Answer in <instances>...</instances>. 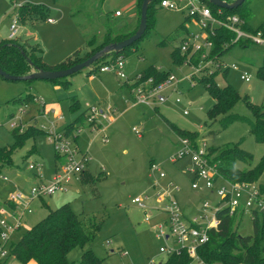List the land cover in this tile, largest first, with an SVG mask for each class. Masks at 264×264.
<instances>
[{"label": "rangeland", "instance_id": "rangeland-1", "mask_svg": "<svg viewBox=\"0 0 264 264\" xmlns=\"http://www.w3.org/2000/svg\"><path fill=\"white\" fill-rule=\"evenodd\" d=\"M249 1L253 14L248 25L257 30L264 23V0ZM15 2L20 5L26 0H0V44L20 40L32 56L34 51L31 47L36 46L42 51L44 62L49 65L60 64L76 53H84L92 39L99 44L108 29L119 33L137 28L141 6V0H58L56 4L52 0H30L32 5L47 6V17L33 15L18 22L17 38L8 40ZM116 12L121 16L117 17ZM186 17L184 13L158 8L154 26L136 43L133 52L119 56L124 58L126 76L150 68L171 72L176 79L192 73L190 67L174 65L171 57L181 38L186 35L180 26L185 22L189 32L197 30L193 20L188 23ZM51 18L55 21L53 25L47 23ZM164 40L165 43L160 45ZM220 61L238 68L230 69L226 78L222 75L215 78L220 87L230 85L241 98L228 115L253 121V115L243 98H248L256 106L264 104V82L256 76L257 69L264 64L263 50L253 45L245 49L235 46ZM94 68L93 65L65 78L70 82L67 88L46 81H32L28 85L0 78V148L13 146V130L24 133L35 126L42 131L14 150L13 164L0 175V200L7 201L14 192L28 194L30 188L39 183L40 175L44 183L52 181L59 160L56 161L57 154L49 140L50 133L63 132L66 126L87 112V106L111 103L116 110V121L106 131L108 143L102 142L101 135L91 132L83 118L69 133L72 136L80 128L77 138L72 140V146L81 155L88 154V158H91L84 171L93 181L82 183L80 176L78 180L73 176L66 185V193H56L42 198V201L34 200L30 204L31 214L24 216V226L11 236L10 244L17 243L27 230L46 218L49 211L44 203L52 210L69 203L83 221L100 223V230L83 249L75 248L68 254L70 264H78L82 253L87 250L102 260V264H149L151 260L158 263L165 257L159 255L158 251L162 242L155 238L154 212H145L133 203L139 196L153 195L152 181L148 176L150 163L162 164L168 178L180 184L179 200L181 197L187 198L188 202L195 201L198 205L210 200V195L195 193L190 189L192 175L188 171L189 157L176 164L169 162V158L180 149L179 136L170 124L193 134L196 143L205 144L210 149L241 143L240 148L251 154L253 161L250 166L239 164L240 169L254 167L260 162L264 156V144L255 142L245 121L234 122L224 131L220 130L221 117L210 121L207 112L214 105V100L202 84L189 88L186 82H180L176 89L167 92L168 102L156 110L144 106L131 108L132 99L122 80L114 75H101L93 81L87 79ZM242 72L250 75L248 83L240 80ZM28 94L42 99L49 106L55 105L56 112L43 117L35 105H30L21 114L18 109L22 104L13 103L12 100ZM72 98L79 103V110L75 113L70 110ZM176 99L180 100L179 104L175 103ZM185 111L186 116L183 115ZM11 122H14L16 129L10 127ZM133 129L141 133V138L135 135ZM29 164H35L38 170H29ZM4 177L7 178L6 182L2 180ZM263 181L264 175L256 183L262 184ZM193 194L197 197L194 198ZM149 203L153 205L152 199ZM146 214L152 217V222H144ZM237 227L241 237L253 234V222L248 214L237 217ZM121 253H126V256ZM6 264L19 263L10 257Z\"/></svg>", "mask_w": 264, "mask_h": 264}, {"label": "built area", "instance_id": "built-area-1", "mask_svg": "<svg viewBox=\"0 0 264 264\" xmlns=\"http://www.w3.org/2000/svg\"><path fill=\"white\" fill-rule=\"evenodd\" d=\"M222 1L230 3L228 0ZM29 2L30 0H26V3ZM26 3L18 5L15 2L14 4L15 15L10 27L9 39H15L18 36L19 9ZM160 7L186 14L187 22L193 20L197 26V30L193 33L189 32L187 25L185 26L186 35L181 38L180 45L177 47L180 55L186 57L182 65L190 67L192 73L182 79H176L170 74L164 81L155 83L152 78L143 79L140 73L132 78L126 76L124 58L108 59L97 74H111L122 80L123 84L130 88L134 106L156 109L168 102L167 92L176 89L180 82H186L189 88H193L202 77L214 74L223 76L224 72L228 73L230 69L237 70L235 65L229 67L228 64L220 61L221 57L212 54L214 47L212 39L217 28H223L234 35L230 41L232 45L243 43L247 46H257L263 50L264 54V32L245 31V22L237 15H224L222 9L218 8L214 14L202 0H162ZM115 15L119 16L120 13L116 12ZM47 23H54V20L48 19ZM240 80L248 83L250 75L242 72ZM175 103L179 104L180 100L176 99ZM30 105H35L38 113L43 117L56 112L55 106H47L42 99L34 96L30 102L21 105L19 112L24 113ZM115 113L116 110L109 104L102 108L87 107L85 122L91 132L102 136L104 143H108L106 131L116 121ZM183 115L186 116L187 112L185 111ZM10 127L17 128L14 122L10 123ZM41 129L45 130L44 127ZM79 132L80 128L72 136L65 135L64 131L50 133L49 140L54 144L59 159H63L57 164L52 181L44 183L40 175L39 183L32 186L28 194L14 192L6 201L8 206L0 207V264H6L11 257L9 251L11 236L24 226V216L32 212L30 204L34 200H42L56 193H66L67 183L71 182L73 176L78 180L77 177L90 164L91 158H88V154L81 155L72 146V140L77 138ZM133 132L141 138V133L137 129H133ZM178 141L180 149L169 158V162L176 164L185 157H189L188 171L192 175L190 189L195 193L210 195V200H204L199 205L183 206L178 199V194L182 190L181 186L174 181L166 180L167 175L162 169V164L150 163L148 176L152 181L153 195H143L133 200V203L145 212L147 210L154 212L155 238L162 242L158 251L165 260L158 263L151 260L149 264H163L169 257L180 256L182 253L187 254L191 259L190 264H205L199 258L198 250L210 241L213 233L218 231L221 225L219 213L226 212L230 217L248 214L252 222L257 216L264 215V191L260 184H239L226 180L219 173L217 164L213 162L209 155V148L205 144L193 145L191 140L182 137H179ZM28 169L34 171L38 170V167L35 164H29ZM2 180L6 182L7 178L4 177ZM151 199L153 205L149 203ZM144 222H152V217L146 214ZM121 254L126 256V253Z\"/></svg>", "mask_w": 264, "mask_h": 264}, {"label": "trees", "instance_id": "trees-1", "mask_svg": "<svg viewBox=\"0 0 264 264\" xmlns=\"http://www.w3.org/2000/svg\"><path fill=\"white\" fill-rule=\"evenodd\" d=\"M162 0H154L148 7L147 11V28L145 34L150 28L154 26V17L156 11L160 7ZM211 11L216 14L217 8L211 5L208 0H202ZM56 4L58 0H52ZM142 3V0H141ZM250 1L246 0L239 8L236 9H222L224 15H237L245 22L244 30L255 33V30L249 28V21L252 18L251 10L249 9ZM141 7V6H140ZM157 7V8H155ZM49 12V8L45 5L40 7L29 3L24 4L19 9L20 21L33 15L45 18ZM140 20V12H139ZM187 21V19H186ZM138 28V26H137ZM119 31V33L108 32L103 37L102 42L95 44V39L87 43V50L84 53H76L72 57L65 59L57 65L46 64L42 58V51L36 46L31 47L34 55H29L26 48L23 47L20 40L2 42L0 44V69L11 76H26L36 70L43 71H62L67 70L79 63L84 62L93 54L101 50L108 44L118 43L130 38L137 30ZM185 28V22L180 26ZM186 32V31H185ZM144 37V36H143ZM142 37V38H143ZM234 35L223 29L217 28L215 36L212 41L214 43L212 54L218 57H223L233 47L247 48L243 43L231 44L230 41ZM141 38V39H142ZM137 43V42H136ZM136 43L126 48L122 53H111L104 59L94 64V69L91 73L97 71L107 63L108 59H116L121 54L126 55L128 52H133L136 48ZM165 40L160 43L163 45ZM173 64L181 66L186 59L181 56L179 49L175 48L171 54ZM143 79L152 78L155 83L164 81L171 72H160L154 68H150L143 72ZM227 72H224L223 77L226 78ZM216 74L213 76H205L199 79L198 84L206 87L209 96L214 100V105L207 112V118L210 121H215L221 117L220 130L224 131L234 122L245 121L250 128V135L253 136L257 144H264V104L260 106L253 105L248 98H243V102L253 115V121L245 118H238L228 115V113L241 100L239 94L230 86L226 85L220 87L215 81ZM258 79L264 82V64L256 71ZM28 85L31 82H26ZM54 85H59L67 88L70 82L66 79H59L50 82ZM125 88H129L124 85ZM32 95L28 94L25 97H19L12 100L13 103L27 104L32 100ZM70 110L77 112L79 110V103L76 98L71 99ZM85 113L77 118L72 124L65 127V135L76 128L81 119H84ZM172 130L182 138H187L192 141L193 145L196 141L193 139L194 135L185 131H181L171 125ZM19 130H13L12 135L15 143L12 147L0 148V175L13 164L12 155L15 149L21 148L25 141L41 134V130H37L35 126L29 127L26 132L19 133ZM241 143L224 146L220 149H210L209 155L212 157L214 163L217 164L219 173L228 181L232 183H256L264 175V156L260 162L247 169H240L239 164L251 165L253 157L251 154L240 148ZM61 162L58 155L56 161ZM85 172L80 175L82 183H88L91 180L85 175ZM262 191H264V181L260 184ZM42 201V200H41ZM8 206L7 202L0 203V206ZM48 208V207H47ZM46 218L32 226L19 239L17 243L9 245L11 257L16 259L19 264H70L67 256L75 248L83 249L87 243L94 237L95 233L100 230V223L93 220L87 222L80 219L71 208L70 204H64L59 208L52 210L48 208ZM221 218V225L217 232L211 235L210 241L199 248L198 256L205 264H264V215L257 216L253 221V234L247 237H241L237 233V217L229 216L226 212L218 214ZM103 261L97 258L92 251L87 250L82 253L78 264H102ZM191 259L187 254L182 253L180 256H172L163 264H190Z\"/></svg>", "mask_w": 264, "mask_h": 264}, {"label": "water", "instance_id": "water-1", "mask_svg": "<svg viewBox=\"0 0 264 264\" xmlns=\"http://www.w3.org/2000/svg\"><path fill=\"white\" fill-rule=\"evenodd\" d=\"M154 0H142L140 7V20L136 32L128 39L118 43H111L103 47L101 50L93 54L90 58L82 63H79L67 70L62 71H43L36 70L26 76H11L0 69V78L10 82H32V81H46L52 82L54 80L65 79L71 77L84 69L90 68L98 61L104 59L111 53H122L126 48L138 42L145 34L147 28V11L148 7ZM246 0H235L232 3H225L222 0H208V2L218 9H236L239 8Z\"/></svg>", "mask_w": 264, "mask_h": 264}, {"label": "crops", "instance_id": "crops-1", "mask_svg": "<svg viewBox=\"0 0 264 264\" xmlns=\"http://www.w3.org/2000/svg\"><path fill=\"white\" fill-rule=\"evenodd\" d=\"M233 1H235V0H231V2L230 3H232ZM251 13H252V10H251ZM253 14V13H252ZM121 16V14L119 15V16H117V17H120ZM134 18V17H133ZM52 19V18H51ZM48 24H50V25H53V24H55V21H54V23H48ZM249 28L251 29V30H254L253 28H251L250 26H249ZM257 30H260V31H263L264 32V23L262 24V26L261 27H259ZM257 30H255V31H257ZM8 38V40H9V37H7ZM7 40V41H8ZM2 43V42H1ZM261 49V48H260ZM135 74H137V73H135ZM134 73L133 74H128V76H130V75H132V76H134L135 75ZM101 75H108V76H112L111 74L109 75V74H97V73H90L89 74V76L87 77V79L89 80V81H93L94 80V78L96 79V78H98V77H100ZM115 77V76H114ZM116 78V77H115ZM122 85H123V87H124V84L122 83ZM125 88V87H124ZM128 92H129V90L127 89V88H125ZM129 94H130V92H129ZM131 96V95H130ZM131 99H132V96H131ZM45 102V101H44ZM46 104V103H45ZM106 104H109V105H111V103H102V104H99V105H96L97 107H100V108H102L104 105H106ZM47 105V104H46ZM47 106H49V105H47ZM53 106H55V105H53ZM56 107V106H55ZM88 107V106H87ZM131 108L132 107H134V105H133V102H132V104H131V106H130ZM56 109H57V107H56ZM156 109H158V107L156 108ZM156 109H154V110H156ZM87 113V112H86ZM86 113H85V117H86ZM85 117H84V120H85ZM116 119V118H115ZM115 123V122H114ZM114 123H112V124H114ZM111 124V125H112ZM110 125V126H111ZM98 134V133H97ZM92 143V142H91ZM91 143H90V146H91ZM89 166V165H88ZM55 171H56V168H55ZM167 181H169V180H171L170 178H168V176H167V179H166ZM171 181H174V180H171ZM175 182V181H174ZM176 183V182H175ZM180 185V184H179ZM194 195V198H196L197 197V195L196 194H193ZM184 197V196H183ZM193 197H191V199H192ZM8 199V198H7ZM187 198H184V199H182V197H181V199H180V202H181V204L183 205V206H192V205H196L197 203L194 201L193 203H190V202H188L189 200H186ZM6 200H0V203H4ZM43 203V202H42ZM44 205L46 206V207H48L49 208V206L47 205V204H45L44 203ZM2 206H4V205H2ZM2 206H0V207H2ZM25 223V222H24ZM11 241V240H10ZM1 245V244H0ZM31 263H33V262H31ZM33 264H35V263H33Z\"/></svg>", "mask_w": 264, "mask_h": 264}]
</instances>
